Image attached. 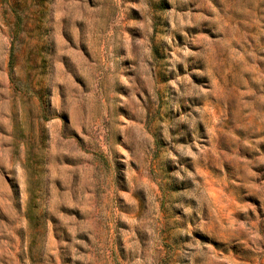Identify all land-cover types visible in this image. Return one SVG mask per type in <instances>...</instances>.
Returning <instances> with one entry per match:
<instances>
[{"label":"rangeland","instance_id":"1","mask_svg":"<svg viewBox=\"0 0 264 264\" xmlns=\"http://www.w3.org/2000/svg\"><path fill=\"white\" fill-rule=\"evenodd\" d=\"M0 264H264V0H0Z\"/></svg>","mask_w":264,"mask_h":264}]
</instances>
